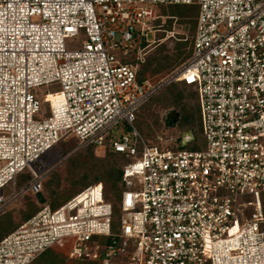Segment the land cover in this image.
<instances>
[{"label": "built area", "instance_id": "obj_1", "mask_svg": "<svg viewBox=\"0 0 264 264\" xmlns=\"http://www.w3.org/2000/svg\"><path fill=\"white\" fill-rule=\"evenodd\" d=\"M158 4L199 11L191 55L155 78L141 68L152 43L137 36L161 30ZM53 83L61 90L38 98ZM174 84L197 93L203 149L167 129L149 143L135 125ZM70 134L77 145L38 172L33 163ZM89 147L126 158L121 219L104 183L91 184L0 239V264H33L69 238L64 264H264V0H0V216ZM26 170L31 179L5 195Z\"/></svg>", "mask_w": 264, "mask_h": 264}, {"label": "rangeland", "instance_id": "obj_2", "mask_svg": "<svg viewBox=\"0 0 264 264\" xmlns=\"http://www.w3.org/2000/svg\"><path fill=\"white\" fill-rule=\"evenodd\" d=\"M189 6L190 5L184 4L176 5V7L175 5L171 6L164 4L152 5V7L156 10L159 8L158 11L161 17L158 18L157 23L159 24L157 25H161L159 26V29L161 30L146 31V35L139 37L137 36V41L140 45H146L148 42L152 43L151 46H149L147 49L148 53L145 57V59H147L145 64L149 67V70H157V73H155V78L164 75L167 71L174 68L173 66H170L168 64L167 60L162 58L163 56L159 55L160 51L162 49H172L174 45H176L179 41H187L188 39L190 41L191 24L185 21L188 18H183L180 15H173V9L181 11L185 9H190L191 6ZM84 40H86V37L85 35L81 34L75 37L68 38L66 44L68 48H81ZM187 48H190V43L187 45ZM151 56H157L158 58L156 60L149 61V58ZM125 60L129 61L131 60V57H128ZM142 67L144 66H141V68ZM175 85L165 87L153 99H151V101L147 105H145L138 113V118L135 122V125L149 143H152L156 140L157 133L166 131L167 129L169 133H173L175 136L183 137L186 132L190 133V137L193 138V140L188 143L186 148L193 150L203 149L205 147L206 141L202 132L200 107L197 93L195 92L194 96L189 97L184 94V97H181L180 94L175 93ZM190 88L191 87L187 88V91H192V89ZM59 90H61L60 83H53L36 88L34 92L36 93L38 98L43 100L44 96L47 93H52ZM173 107L177 108L178 112L180 113V119L175 126H171L168 120L163 116V113L165 111L164 109ZM49 113L50 112L48 104L45 103L43 108V116H39V118L47 117ZM157 117H159L158 124L155 122ZM122 130L124 133H127L129 128L125 127ZM190 131H194L195 135ZM78 142L79 139L77 138V136H75L74 134H70L68 137L64 138L62 141L57 143L53 148L42 154L41 157L37 160V162L33 163L34 168L38 172L45 171L46 169L50 168L55 163H57L64 155L69 153V151L73 147H75ZM96 154L105 155L106 151L103 147H99L98 152ZM70 159L61 164L59 167H57V169H55L53 172H51V174H49V176L45 180V186L48 185L50 187L56 182V179L58 177H65L66 170H68V173H70ZM120 161L125 162L124 160ZM30 179L31 174L28 170H26L24 173L19 175L16 184H14V182H10L6 185V187L4 188L5 195L8 196L12 194L15 188L19 189ZM67 188H69V185L65 182V192ZM124 189H126V187H124ZM75 191V188H72V190L67 189V192H72L70 195H73ZM45 194L48 198H51V194L49 191H46ZM261 197L264 203V193H262ZM29 199L33 200L34 205H40V201L42 202L45 200L42 194H39L38 196H34L31 194L21 196L20 198L14 200L8 210L5 212H9L7 218L5 219L8 221V219H11L10 217L14 219L19 218V213L22 209L25 208ZM246 199L249 200L252 199V197L248 196ZM122 216L123 214L120 211L115 213L116 221H119ZM74 244L75 238H69L67 241H65V246L62 247L61 250L66 253H69L73 249ZM55 248H57V246H55L54 249ZM51 250L52 249H49L45 253H43L44 257L41 259L42 263L53 264V257H50V255H48Z\"/></svg>", "mask_w": 264, "mask_h": 264}, {"label": "trees", "instance_id": "obj_3", "mask_svg": "<svg viewBox=\"0 0 264 264\" xmlns=\"http://www.w3.org/2000/svg\"><path fill=\"white\" fill-rule=\"evenodd\" d=\"M172 5H180V4H170ZM190 9H185L178 11L173 9V15H180L183 18H188L187 22L191 24V38L187 41H179L172 49H162L159 53L160 56H163L165 60H167L170 66L176 67L177 65L183 63L185 60L189 58L192 52V42L196 33V25H197V17L199 7L197 5H190ZM189 6V7H190ZM183 38V37H182ZM190 43V48H187V45ZM157 56H151L149 61L156 60ZM143 72L146 70L147 73H153L154 70H149L146 64L143 65ZM175 85V84H174ZM175 93L180 94L181 97H184V94L187 96H194L195 90L187 91L188 86H180L175 85ZM163 116L165 118L166 112L170 110H176L177 108H167L164 109ZM162 116V117H163ZM201 117V116H200ZM159 117L156 118V123L158 124ZM193 134L194 131H190ZM195 135V134H194ZM97 151L94 147L86 148L78 152L77 154L71 157L70 162V173L66 170V176H60L56 179V182L50 187L44 185V190L40 193L44 196V201H40L42 204L49 203L53 208H57L58 206L65 203L68 199L78 193L81 189L94 184V183H104L105 185V196L110 198L114 205L115 213L121 211V196L122 191L124 190V185L122 183V175H123V161L126 160L125 156L122 154L116 153L112 150L107 149L105 155H97ZM65 182L69 185L71 189L75 188V193L70 195L72 192H65ZM46 191H49L51 194V198H48L45 194ZM39 195V194H38ZM37 195V196H38ZM41 205H34L33 200L29 199L24 209L19 213V218H7L9 212L0 216V239H2L7 234L14 231L17 227H19L23 222L28 220L33 214H35ZM9 218V217H8ZM7 222V223H5ZM115 222L116 219H115ZM62 247L52 248L51 252H47L50 257H53V264H64L66 259V252L61 250ZM47 255V256H48ZM43 254L33 263V264H44L41 259L43 258ZM90 264H96L91 262Z\"/></svg>", "mask_w": 264, "mask_h": 264}, {"label": "water", "instance_id": "obj_4", "mask_svg": "<svg viewBox=\"0 0 264 264\" xmlns=\"http://www.w3.org/2000/svg\"><path fill=\"white\" fill-rule=\"evenodd\" d=\"M166 119L168 120L169 124L171 126H175L176 123L179 121L180 119V113L177 112L176 110H170L167 113ZM183 146H185V143L183 144Z\"/></svg>", "mask_w": 264, "mask_h": 264}]
</instances>
